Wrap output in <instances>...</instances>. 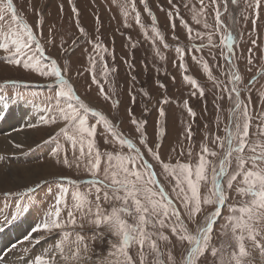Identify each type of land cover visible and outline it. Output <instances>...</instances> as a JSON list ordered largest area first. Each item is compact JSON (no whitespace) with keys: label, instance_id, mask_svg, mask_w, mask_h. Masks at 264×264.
Segmentation results:
<instances>
[{"label":"rangeland","instance_id":"obj_1","mask_svg":"<svg viewBox=\"0 0 264 264\" xmlns=\"http://www.w3.org/2000/svg\"><path fill=\"white\" fill-rule=\"evenodd\" d=\"M3 2L6 3L7 0ZM13 3L18 17L31 26L45 49L37 52L33 45L30 53L35 55L33 63L50 72L51 60H56L65 79L92 109L87 115L88 125L96 126L95 147L102 153L127 154L130 150L114 142L110 133L119 132L122 138L132 139L145 158L153 164L160 184L180 208L186 226L195 232L196 223L188 219L180 199L177 198L179 189L174 191L175 179L164 172L162 166L147 152L142 141L146 139L147 145L159 152L161 160L172 164L180 161L195 165L204 144L219 151L211 143V139L215 135H226L224 129L234 106L228 95L232 86L231 72H237L241 76L238 87L241 90V100L248 104L253 115L252 133L255 138V125L258 123L256 118L264 114V0H261L258 18H254L256 0H237L236 5L228 0L226 13L221 4V19L226 30H216L215 9L211 0H204L207 7L199 16L200 0H172L171 5L169 0H13ZM137 12L140 15L139 23L136 21ZM169 13L171 15H167ZM153 15L156 17L155 22ZM197 19L201 23H197ZM204 21L209 25L208 28L204 27ZM9 25L12 29L17 27L10 14L5 24L0 25V40H3ZM186 25L193 29L191 38ZM81 28L84 29L83 32L80 31ZM156 31L163 36V40L156 35ZM197 32L205 35L196 38ZM209 32L213 33V44L218 47L206 46V34ZM229 32L234 36L235 55L231 65L224 59L228 52L222 42V37ZM253 40L256 41L255 44L251 43ZM164 44H167L166 48ZM96 45L100 46L99 49ZM201 45L205 47L201 48ZM177 47L184 49L182 60L176 52ZM5 56V53L0 52V99L11 106L34 108L39 120L31 122V126L20 124L19 129H23V133L33 132L27 143L32 146L24 148L23 154L0 152V233L12 222L17 225L24 223V220L28 221L30 230L24 233L16 247L5 256V264H33L35 256L63 239V231H72L71 226L52 231L41 228L33 230L31 240L21 242L32 228L42 224L49 213L55 211L59 189L68 187L71 193L76 189L66 181H77L81 192L87 193L92 189L88 199L93 205L95 192L94 186L87 183L91 176L84 167L87 163V145L85 144V159L79 168L75 163L72 167L64 165L60 161L65 152L70 162L75 161L80 156L79 147L74 153L67 136L61 133L60 129L66 126V122L58 118L56 124H45L42 119L49 115L46 109H51L57 102L63 104L62 100L58 101L53 88V83L58 81L54 77L41 75L35 68L25 69L10 64ZM249 56L252 63L248 62ZM203 63L209 65L211 78L203 69ZM189 76L197 82L196 85L185 78ZM201 87L204 90L203 96L199 94ZM105 95L110 99L105 100ZM116 102L118 106L113 107ZM189 107L196 113L195 117L190 115ZM161 110L164 112L163 116L160 115ZM96 112L102 113L111 122L110 131L99 122ZM3 113L4 111L0 112V115ZM133 120L137 123L133 124ZM189 125L193 133L191 140L186 136ZM141 132L144 134L143 138ZM106 139L109 143H105ZM58 146L61 149L59 152ZM181 147L183 155L180 154ZM189 148L192 151L191 157L188 156ZM106 159L105 157L101 163V177ZM212 159L218 165V158ZM51 160L54 161L50 164L53 165L50 172L39 171V176L34 177L35 180L27 186L14 184L16 171L13 170L45 165ZM116 163L114 160L113 164ZM44 174L49 177L45 178ZM209 187L210 185L201 183L202 198L208 195ZM226 195H230V198L222 216L217 220L212 240L214 247L224 245L227 248L228 244L233 243L230 234L224 235L221 229L231 214L229 208L238 205L243 198L236 196L234 191ZM73 203L69 195L67 207L61 206V218L67 219V210L73 208ZM101 204L106 210L112 207L103 200ZM116 206H119L118 202ZM210 210L208 206H204V212L197 217V222ZM76 217L78 223L83 222L85 225L83 234L90 236L93 226L88 225L86 220L81 221L79 213ZM125 219L133 223L132 217ZM76 231L81 229L76 228ZM164 231L171 237L169 230ZM171 238L175 244L172 248L173 255L180 260L186 254L185 246L176 243L174 237ZM160 243L163 248V242ZM96 247L100 249L98 243ZM104 247H107L106 242ZM164 250L167 252V249ZM130 251L135 256L137 249L133 247ZM10 254L14 256L11 257ZM260 259L264 261V255ZM218 260L219 257L216 264ZM204 264H214L213 258L206 256Z\"/></svg>","mask_w":264,"mask_h":264},{"label":"snow or ice","instance_id":"obj_2","mask_svg":"<svg viewBox=\"0 0 264 264\" xmlns=\"http://www.w3.org/2000/svg\"><path fill=\"white\" fill-rule=\"evenodd\" d=\"M211 2L215 9L216 30H226V25L221 19V4L226 13L228 0H211ZM171 3L172 0H169L170 5ZM231 3L236 5L237 0H231ZM200 5L201 9L197 16L207 7L204 0H200ZM260 6L261 0H256L254 18H258ZM176 11L179 12V6L176 7ZM8 14L17 27L12 29L11 25L8 26L3 40H0V52L6 54L5 59L8 63L25 69L35 68L41 72V75L54 77L58 81L53 83V88L58 101L62 100L63 104L57 102L51 109H46L49 115L42 119L45 124H56L58 118L66 122V126L60 129L61 133L67 136L74 153L79 147L80 156L75 161L70 162L65 152L64 158L60 161L64 165L72 167L75 163L79 168L80 163L85 159V144L87 145V163L84 167L91 176L87 183L94 186L95 192L93 205L88 199L92 189L90 188L87 193L81 192L77 181H66L76 189L71 193L68 187L59 189L55 211L50 212L48 218L33 230L41 228L46 231L64 230L71 226L72 231H63V239L54 247L35 256L33 264H204L206 256H211L214 264L218 257V264H264L260 259L261 255H264V114L256 118L258 123L255 125V138H253V115L248 104L241 100V90L238 87L241 76L237 72H231L232 86L228 90V95L229 99L233 100L234 106L230 110L231 115L224 129L226 135L224 137L215 135L211 139V143L219 151L204 144L198 153V161L195 165L180 161L172 164L161 160L159 152L149 147L146 139L142 141L147 152L162 166L164 172L175 179L174 191L179 189L177 198L180 199L183 211L189 220L196 223V231L192 232L186 226L180 208L160 184L153 164L145 158L144 153L132 139L122 138L119 132L110 133L114 142L130 150L127 154L102 153L95 147L96 126L88 125L87 115L92 109L81 100L70 82L65 79L56 60H51L50 72L38 68L37 64L33 63L35 55L30 54L33 45L37 52H43L45 49L40 45L31 26L18 17L13 0H7L6 3L0 0V25L5 24ZM152 18L155 22L156 17L153 15ZM136 21L140 22L138 12ZM196 22L201 23V20L197 19ZM40 23H43L42 19ZM204 27H209L206 21ZM174 28L173 24V30ZM80 31L83 32L84 29L81 28ZM187 31L191 38L193 29L187 27ZM156 35L163 40V36L158 31ZM195 35L196 38H202L205 34L197 32ZM206 35L208 41L206 46L218 47L213 44V33L209 32ZM233 41L234 36L230 32L222 37L228 52L224 59L229 65L233 63L235 55ZM251 43L255 44L256 41L253 40ZM99 47L96 45L97 49ZM164 47L166 48L167 44H164ZM203 47L205 45H201V48ZM251 51L250 48L249 52ZM176 52L182 60L185 55L184 49L177 47ZM221 55H224L223 51ZM160 58L164 59L163 56ZM248 62L252 63L250 56ZM203 69L211 78L212 74L207 63H203ZM185 78L189 83L197 84L192 77ZM199 94L204 95L202 87L199 88ZM104 98L110 99L107 95ZM248 99L250 100L251 97L249 96ZM116 106L118 102L113 104V107ZM188 111L192 117L196 116L190 107ZM95 115L110 131L111 122L102 113L96 112ZM160 115H164L163 110L160 111ZM132 123L137 122L133 120ZM136 130L140 131L139 128ZM192 135L189 125L186 136L191 140ZM143 136L141 132V137ZM105 143L109 141L106 139ZM16 147L20 145L17 144ZM60 150L58 146L57 151ZM180 154H184L183 147L180 149ZM188 156H192L191 148L188 150ZM105 157L106 167L101 177V163ZM212 158H218V165ZM114 160L117 161L115 165ZM201 183L210 185L208 195L204 198L200 194ZM232 191L243 199L238 205L229 208L231 214L221 231L226 236L230 234L233 243L228 244L227 248L224 245L214 247L212 240L217 220L222 216L230 198L226 193L230 194ZM69 195L74 202L73 208L67 210V219H63L61 206L67 207ZM102 200L112 205L110 210L102 206ZM116 202L119 206H116ZM204 206H208L211 210L197 222V217L204 212ZM77 213L81 221L86 220L88 225L93 226L90 236L83 234L85 225L83 222L78 223ZM125 217H132L133 223H129ZM76 228L81 231H76ZM165 229L170 231L176 243L185 246L186 254L182 259L177 260L173 255L172 248L175 244L172 238L165 234ZM26 239L31 240L32 237ZM160 242H163V248ZM97 243L103 250L96 247ZM15 247L13 245L10 251ZM133 247L137 249L135 256L130 251ZM164 249H167V252ZM0 264H5V258L2 256H0Z\"/></svg>","mask_w":264,"mask_h":264},{"label":"bare ground","instance_id":"obj_3","mask_svg":"<svg viewBox=\"0 0 264 264\" xmlns=\"http://www.w3.org/2000/svg\"><path fill=\"white\" fill-rule=\"evenodd\" d=\"M11 107L12 106L8 105V103L4 99H0V112L4 111V113L1 114V116L4 115V120L8 122L6 124L7 127L9 126V124L11 125L12 122H14V121L19 122L20 120H22V117H24V116L27 117L26 121L23 122V123H25V125L29 124V126H31V122H33L34 120H39L37 118L38 114L36 113V110L32 107L27 108V107H24V105L23 106L22 105H16L12 108ZM20 127H21V125L18 127H15L14 129H12L11 131H9L5 134H2V137L0 138V152L14 153V154L20 155L24 148H28V147L32 146V145H30L31 143L29 144L30 146L27 145V143L30 142L33 132L29 131V132L23 133V129L22 130L19 129ZM17 144H19L20 147H16ZM18 155H16L17 158H20ZM53 161L54 160H51L50 162L48 161V163L45 165L40 164V165H36V166H29L27 168L13 170V171H16L15 175L13 174L15 176V177H13L14 184L17 186H20V185H26L27 186V184L29 182H33L35 180L34 177L39 176V171H42V172L47 171V173H48V171L50 172L53 169L52 168L53 165H50V164H52ZM36 173H37V175H35ZM43 176H45V178L49 177L48 174H44ZM3 178H4V176H3ZM1 180L2 179L0 178V181ZM16 230L19 231L20 233H22V231H23L22 225L21 224L17 225ZM29 230H30V228L27 231H25L24 233L28 232ZM24 233H22V235L20 237H23ZM4 235H10V231H4V232L0 233V236H4ZM26 241H28V240H26ZM23 242H25V241H23ZM19 261H21V260H19Z\"/></svg>","mask_w":264,"mask_h":264}]
</instances>
